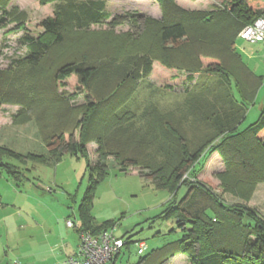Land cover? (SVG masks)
<instances>
[{"label":"trees","instance_id":"1","mask_svg":"<svg viewBox=\"0 0 264 264\" xmlns=\"http://www.w3.org/2000/svg\"><path fill=\"white\" fill-rule=\"evenodd\" d=\"M51 1H60V4L54 8L52 15L40 20L38 26L43 32L24 34L25 54L17 59L13 68L0 69V104L7 101L20 105L12 115L13 123L34 118L41 129L46 124L49 128L53 127L46 139L48 154H29L34 160L57 163L65 153L85 159L89 173L78 203L81 226L76 228L77 233L87 231L99 234L111 230L115 224L106 221L99 225L90 211L96 187L108 173L106 158L114 156L113 160L123 172H127L129 167H149L147 177L173 195L181 186H186L185 194L179 200H173L163 215L175 219L182 231L181 236L144 255L138 264H161L177 253L188 254L189 264H264V216L250 208L225 204L205 188L208 185L202 180L203 183L196 181L195 184L181 180L189 167L193 171L190 174L198 177L199 171L192 166L201 147H192L206 137L209 152L225 141L222 145L224 150L228 154L237 153L238 157L232 162L229 156L225 157V161L230 168L237 167L232 177L242 180L247 193L258 181H264L260 159L264 157V99L257 119L242 130L237 129L257 82L248 85L242 81V76L253 74L250 71L245 74L240 69L237 56L232 52L233 39L241 28L261 13L264 0H225L224 10L214 15L189 13L176 6L173 0H159L163 10L161 20L148 18L141 38L131 39L126 33V44L115 37L116 40L108 47L105 44L98 47L87 39L79 41L83 31H74L108 19L109 12L104 10L103 0H40L41 4ZM8 2L0 0L1 26L14 21L6 17L14 14V9H5ZM17 12L19 17H25L24 11ZM198 54L209 60L208 65L223 75L226 82L231 77L243 98V106H238V112L230 111L229 118L224 117L219 108L210 117L214 124L207 121L209 118L202 120L215 125V131L192 133L188 139L184 126L179 127L174 117L159 113L153 105L146 106L139 117L132 111L121 115L113 113L120 103L128 100L138 79L153 73V60L170 72V83L163 84L164 89L169 90L171 82L192 80V73L187 71L201 69ZM71 82H75L76 90H82L88 100L75 104L71 99L77 91L68 93L59 90ZM43 117L48 122L59 119L58 128L42 121ZM195 121L199 122L191 120L190 123ZM136 122L140 123L137 129L143 131H136ZM124 127L127 130H122ZM116 129L122 130L120 134ZM149 134L151 143L146 153L137 152V138L145 140ZM178 138L183 142L181 145ZM214 138H220V143H212ZM91 140L97 143L95 152L98 155L93 165H90L87 149ZM4 152L21 156L0 147V172L4 169L15 180L25 179L22 170L1 160ZM153 156H158L155 163L151 162ZM164 158L171 159L167 175L160 168ZM218 178L223 180L220 175ZM127 244L125 241L123 246Z\"/></svg>","mask_w":264,"mask_h":264},{"label":"rangeland","instance_id":"2","mask_svg":"<svg viewBox=\"0 0 264 264\" xmlns=\"http://www.w3.org/2000/svg\"><path fill=\"white\" fill-rule=\"evenodd\" d=\"M103 1L104 10L109 12L108 19L101 23H92L85 29L74 30L77 33L83 31L79 41L84 42L87 39L98 47L100 44L108 47L111 46L112 41L116 40L115 37H119L121 42L126 44L124 34L129 33L131 39L137 40L142 37L148 18L161 20L163 16L159 0ZM173 2L186 12H198L203 15L218 14V11L224 10L226 6L225 0H173ZM58 3L60 4V1L41 4L40 0H9L5 9L7 11L14 9V14L6 17L13 18L14 21L6 26L0 25V69L13 68L17 59L26 52L23 35L26 33L36 35L43 32L38 26L40 20L52 15ZM263 6L264 4L261 8ZM17 11H24L25 17H19ZM238 33L233 39L232 52L237 56L240 69L244 73L250 71L253 74L245 73L242 81L248 85L257 82L253 96L246 103L247 108L237 127L242 130L257 119L262 107L264 44L245 41L238 37ZM218 43L219 41L215 44ZM198 55L202 62L201 69L187 71L192 73V80L171 82L172 88L169 90L164 89L163 84L170 83V72L153 60V73L138 79L137 86L128 100L120 103L113 113L115 111L121 115L126 111H132L139 117L146 106L153 105L159 113L174 117L179 127L184 126L188 139L191 138L192 133L215 131V125H212L214 123L210 119L214 116L212 113H217L216 110L220 108L222 115L225 114L224 117L229 118L232 111L238 112V106H243V98L236 90V84L231 77L226 82L223 75L215 72L208 65L209 60L202 54ZM74 83L71 82L59 90L68 93L77 91ZM75 93H77L76 96L71 99L73 103L81 104L88 100L82 90ZM19 107L18 103L7 101H1L0 104V147L8 148L21 155L15 157L4 152L1 154V160L22 170L26 177L18 181L6 170L3 169L0 172V264H29L36 260L42 262L43 258H48L49 255L63 254L61 251L65 239L67 237L69 241L76 239V230L68 227L66 221L70 219L79 224L77 208L86 188L89 173L85 159L80 156L65 153L57 163L39 162L32 156H28L29 154H48L46 139L53 131V127L49 128L46 124L41 129L34 118L19 124L13 123L12 115ZM189 119L199 120V122L195 121L193 124ZM205 119L210 120L212 124L202 121ZM41 120L48 122L44 117ZM58 122L59 119L56 118V120H49L48 123L58 128ZM134 127L137 132L143 131L137 129L140 123L136 122ZM122 130L127 128L124 127ZM122 130L116 129L117 134H120ZM144 139L137 138L135 148L137 152L146 153L151 143L150 134ZM178 140L181 145L183 142L180 138ZM213 140L212 143L216 144L220 143L221 139ZM224 143L226 142L222 141L218 148L209 152L208 146L206 148L209 144L206 142V137L196 142L192 148L200 146L201 151L192 167L195 166V170L199 171L198 177L190 174L193 171L189 167L181 180H189L194 184L202 180L206 183L205 185H208L205 188L216 194L225 204L253 209L263 217L264 181H258L251 192L247 193L246 185L242 183V180L232 177L237 167L230 168L225 161V157L229 156L232 162L233 158L238 157L237 153L228 154L229 152L222 147ZM227 147L229 148L228 144ZM96 148L95 140L87 143L90 165L97 161ZM242 152L245 153V150ZM262 155L264 156V152ZM113 157L106 158L109 166L108 173L96 187L90 211L99 225L105 224L106 221L114 222L111 231L115 236L128 242L127 246L122 247L115 264H138L139 259L144 255L167 242L176 241L181 236L182 231L177 227L175 219L165 218L163 215L173 200L177 201L185 194L186 186H181L173 195L167 188L159 187L155 181L147 177L149 167V169L129 167L126 169L127 172H123L119 170V164L113 160ZM151 159V162L155 163L158 156H153ZM159 159L162 160V158ZM260 159L263 171L264 157ZM164 160L160 168L163 174L167 175L170 172L171 159L164 158ZM254 172L257 176H261L257 171ZM219 175L223 180L218 178ZM230 189L232 190L229 191ZM140 241L145 243L142 254L137 253L136 243ZM56 243H59V247L57 246V251L54 252ZM49 261L56 263L52 259ZM161 264H189L188 254H174Z\"/></svg>","mask_w":264,"mask_h":264},{"label":"built area","instance_id":"3","mask_svg":"<svg viewBox=\"0 0 264 264\" xmlns=\"http://www.w3.org/2000/svg\"><path fill=\"white\" fill-rule=\"evenodd\" d=\"M238 37L251 43L264 41V6L261 13L239 31ZM66 224L71 228L76 226L70 219ZM124 243L111 230L99 234L79 231L76 251L65 259V264H115ZM136 244L137 252L142 253L145 243L140 241Z\"/></svg>","mask_w":264,"mask_h":264},{"label":"crops","instance_id":"4","mask_svg":"<svg viewBox=\"0 0 264 264\" xmlns=\"http://www.w3.org/2000/svg\"><path fill=\"white\" fill-rule=\"evenodd\" d=\"M256 43H262V44H264V42H256ZM263 141H264V137H263ZM74 223H75V221H74ZM75 224H76V226H74L72 228L76 230L77 227L79 228L81 226L80 220H79V224L78 223H75ZM75 238H76L75 241L74 240L73 241H71V240L69 241V238L68 237L65 239L64 245H62V247H63V250L61 251V252H63L62 255H56V253H55V255H49L50 257H48V258L47 257L46 258H43V261L42 262H38V260H36V261H33V262L29 263V264H54L53 262L50 263L51 261H49V260H51V259L53 261H56L55 264H65V259L69 255L73 254L76 251L77 243H78V233H77V230H76V237ZM62 244H63V242H62ZM57 246L59 247V243H56L54 245V247H55L54 250H53L54 252L57 251ZM51 253H52V251L50 252V254ZM120 253H121V251H120ZM120 253H119V255H120Z\"/></svg>","mask_w":264,"mask_h":264}]
</instances>
